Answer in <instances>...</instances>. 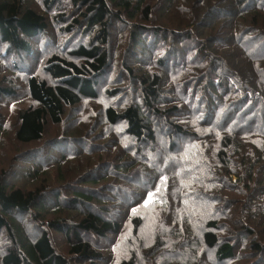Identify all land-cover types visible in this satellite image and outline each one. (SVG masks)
<instances>
[{"label":"trees","instance_id":"obj_1","mask_svg":"<svg viewBox=\"0 0 264 264\" xmlns=\"http://www.w3.org/2000/svg\"><path fill=\"white\" fill-rule=\"evenodd\" d=\"M174 263L264 264V0H0V264Z\"/></svg>","mask_w":264,"mask_h":264},{"label":"snow or ice","instance_id":"obj_2","mask_svg":"<svg viewBox=\"0 0 264 264\" xmlns=\"http://www.w3.org/2000/svg\"><path fill=\"white\" fill-rule=\"evenodd\" d=\"M151 199H152V194H149V196L146 199V203L151 202Z\"/></svg>","mask_w":264,"mask_h":264},{"label":"rangeland","instance_id":"obj_3","mask_svg":"<svg viewBox=\"0 0 264 264\" xmlns=\"http://www.w3.org/2000/svg\"><path fill=\"white\" fill-rule=\"evenodd\" d=\"M21 173H22V171H21ZM21 175H22V174H21ZM21 175H20V176H21Z\"/></svg>","mask_w":264,"mask_h":264},{"label":"bare ground","instance_id":"obj_4","mask_svg":"<svg viewBox=\"0 0 264 264\" xmlns=\"http://www.w3.org/2000/svg\"><path fill=\"white\" fill-rule=\"evenodd\" d=\"M175 264V263H174Z\"/></svg>","mask_w":264,"mask_h":264}]
</instances>
